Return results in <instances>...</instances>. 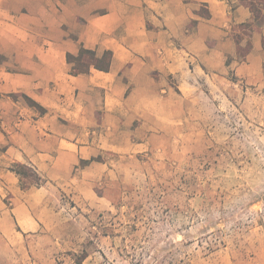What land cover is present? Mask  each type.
Wrapping results in <instances>:
<instances>
[{
  "label": "crops",
  "instance_id": "0c3cea01",
  "mask_svg": "<svg viewBox=\"0 0 264 264\" xmlns=\"http://www.w3.org/2000/svg\"><path fill=\"white\" fill-rule=\"evenodd\" d=\"M202 4L208 17L198 14ZM250 21L238 0H0V220L35 230L30 207L50 186L70 190L108 170L80 160L144 145L171 102L170 77L181 88L193 73L262 67L264 9L251 36L237 38L251 43L237 58L233 28ZM81 46L111 50L110 69L71 74L66 54ZM16 163L33 166L44 184L21 189Z\"/></svg>",
  "mask_w": 264,
  "mask_h": 264
},
{
  "label": "rangeland",
  "instance_id": "374dc122",
  "mask_svg": "<svg viewBox=\"0 0 264 264\" xmlns=\"http://www.w3.org/2000/svg\"><path fill=\"white\" fill-rule=\"evenodd\" d=\"M249 72L170 77L144 145L100 153L108 170L87 184L50 186L35 230L0 220V264H264V63Z\"/></svg>",
  "mask_w": 264,
  "mask_h": 264
},
{
  "label": "trees",
  "instance_id": "16d2710c",
  "mask_svg": "<svg viewBox=\"0 0 264 264\" xmlns=\"http://www.w3.org/2000/svg\"><path fill=\"white\" fill-rule=\"evenodd\" d=\"M239 3L247 6L251 12V21L247 23L239 24L238 27H242L245 30L249 31L248 36H251V32L255 27H259L263 22V9H264V0H238ZM202 8L198 11V14L208 17L209 12L207 9ZM193 23V22H192ZM237 50H239L240 40H236ZM247 46L244 48V56L249 52L251 48V43L248 40ZM243 49V48H240ZM112 59V51L104 50L101 55H97L94 50L87 49L81 46L76 55L70 53L66 54V60L70 64L71 74H81L88 73L91 68L108 71L110 69ZM25 100L30 106L36 107L40 113H44L45 109L39 106L36 102L24 96ZM100 161L99 157H92L90 160H80L79 165L83 166L88 164L90 161ZM11 170L16 173L19 178V186L21 189L26 190L32 186H41L44 184L45 179L42 178L35 168L27 163H16L12 165Z\"/></svg>",
  "mask_w": 264,
  "mask_h": 264
}]
</instances>
